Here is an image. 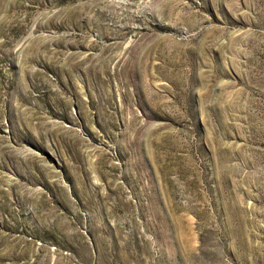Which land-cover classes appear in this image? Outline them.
<instances>
[{
    "label": "rangeland",
    "instance_id": "374dc122",
    "mask_svg": "<svg viewBox=\"0 0 264 264\" xmlns=\"http://www.w3.org/2000/svg\"><path fill=\"white\" fill-rule=\"evenodd\" d=\"M0 264H264V0H0Z\"/></svg>",
    "mask_w": 264,
    "mask_h": 264
}]
</instances>
